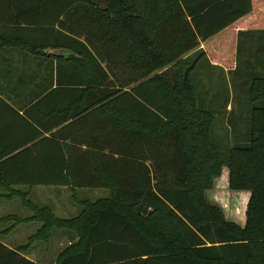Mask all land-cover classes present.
Returning a JSON list of instances; mask_svg holds the SVG:
<instances>
[{
    "label": "trees",
    "instance_id": "obj_1",
    "mask_svg": "<svg viewBox=\"0 0 264 264\" xmlns=\"http://www.w3.org/2000/svg\"><path fill=\"white\" fill-rule=\"evenodd\" d=\"M261 5L0 0V50L45 63L42 80H0V90L38 88L22 113L0 93V186L14 196L12 188L35 186L111 193L81 201L71 218L25 203L33 214L23 220L42 223L29 241H46L52 228L78 236L53 264H264V62L235 82L252 102L249 143L227 157L213 144V113L192 76L207 55L226 67L235 59V69L264 61V47L248 55L243 47L264 30H239L235 49L216 36ZM224 166L228 188L250 192L244 226L206 199ZM25 250L0 240V264H39Z\"/></svg>",
    "mask_w": 264,
    "mask_h": 264
},
{
    "label": "rangeland",
    "instance_id": "obj_2",
    "mask_svg": "<svg viewBox=\"0 0 264 264\" xmlns=\"http://www.w3.org/2000/svg\"><path fill=\"white\" fill-rule=\"evenodd\" d=\"M207 65L206 59L200 60L192 76L198 96L203 100L206 108L213 113L211 127L213 144L220 154L227 157L232 147L245 146L249 143L252 102L246 96L245 88L243 93L238 84L235 87V82L238 83L242 78L238 73L243 72V65L225 74L220 72V68H208ZM226 176L224 170L213 180L212 187L206 191V199L224 206V209L221 208L225 213H223L224 217L239 226H244L247 204L244 190L231 191L225 182ZM32 188H12V191L15 190L19 195L14 196L11 190L0 186V240L10 248H24L34 257L43 254L42 258L46 261H52L57 252L68 243V239L62 234L55 235L59 230L52 229L48 243L45 244L43 240L37 239L29 241V236L41 225L37 220H23L33 214L32 207L46 206L57 217L66 218L78 214L81 210L80 202L83 200L93 202L111 196L107 188L73 189L54 186ZM26 202L32 207L27 206ZM227 206L229 207L226 209ZM232 211L235 217L230 216ZM8 215H14L21 221L16 222L14 218H7Z\"/></svg>",
    "mask_w": 264,
    "mask_h": 264
},
{
    "label": "crops",
    "instance_id": "obj_3",
    "mask_svg": "<svg viewBox=\"0 0 264 264\" xmlns=\"http://www.w3.org/2000/svg\"><path fill=\"white\" fill-rule=\"evenodd\" d=\"M260 7H262V9H260V11H257V12L252 11L249 15H247L244 18L234 22V24H232L231 26H229L228 28L224 29L223 31H221L219 34L216 35V36H222V39L220 38V41H219V43H221L222 47L224 45H226V43H228V45H230L231 39H232V43H233L234 49H235V46L237 43L236 34L239 30H243V31H245V30H249V31L264 30V5H261ZM241 20H244V21L240 23L239 21H241ZM243 40H244V42H243L244 43V45H243L244 50L247 51V52L244 51L245 55H248V53L251 54L253 51H255V49H257L259 47H264V39H262L258 33H252L250 35H247L244 37ZM206 42L200 41V45L198 48L206 49ZM257 55H259V57H261V59H262V57H263L262 53H259ZM263 62L264 61H262L261 64H255V65H253V67H248V68L244 67V65H243L245 72L243 70L242 73L239 72L238 74L241 75L242 79L250 77L254 72L260 71L259 69L263 65L262 64ZM207 63L209 65V66L207 65L208 68H212V67L220 68V72H223L224 74L226 72L233 71L235 69V66H236L235 59H234L233 66L226 67L221 61L213 60L208 55H207ZM44 64H45L44 60H42L41 57H40V59L38 56L34 57L33 55L29 54L27 51H24L21 49H16V48L2 49V50H0V80H7V79L15 80V79H20V78H25L28 80L35 79V81L42 80L44 77ZM214 72H216V70ZM37 92H38V88H34V86H32V88H30V87H27V88L14 87L11 89L3 88L0 90V93H2V96L7 98V100L20 113H22V110L24 108L23 105H25L28 102L35 99ZM224 170L227 174V176H226L227 180H225V182H227L226 184L228 186V169H227V167H225V166L222 167L221 174L223 173ZM79 189H89V188H79ZM102 189H104V188H102ZM243 192L245 194V198L248 201L250 192L245 191V190ZM213 204H215V203H213ZM216 205L219 206V208H222V209L225 208L224 206L222 207L220 204H216ZM228 207L229 206H227L226 209ZM222 212L224 213L223 210H222ZM230 216L235 217L233 214V211L230 213ZM242 216L244 218V212H243ZM60 218H64V217H60ZM66 218H71V217H66ZM242 223H244V220ZM41 225H42V223H41ZM41 225H40V227H41ZM241 225H243V224H241ZM39 228L37 230H39ZM52 229H58L59 230L58 232L55 233V235L56 234H58V235L62 234V236H65L68 239V243L66 245H64L57 252V254L66 246L77 241L78 236L72 230H69L66 228H52ZM51 230L49 232L48 238L46 239V241H44L45 244L48 243V240H49L50 234H51ZM8 247H10V246H8ZM21 254L25 258H27L33 262H37L39 264H53L55 262L56 257H57V254H56V256L54 257V259L52 261H46V260H44V258H42L43 254L42 255L38 254L37 257H34L33 254L28 253V250L21 252Z\"/></svg>",
    "mask_w": 264,
    "mask_h": 264
},
{
    "label": "water",
    "instance_id": "obj_4",
    "mask_svg": "<svg viewBox=\"0 0 264 264\" xmlns=\"http://www.w3.org/2000/svg\"><path fill=\"white\" fill-rule=\"evenodd\" d=\"M63 52H64V54H66V55L73 56V54H70V53L68 54V53H66L65 51H62V52H61V51H56V53H63Z\"/></svg>",
    "mask_w": 264,
    "mask_h": 264
}]
</instances>
